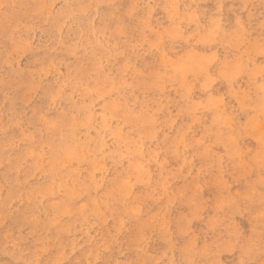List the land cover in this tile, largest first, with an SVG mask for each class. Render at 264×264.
I'll use <instances>...</instances> for the list:
<instances>
[{
    "label": "rangeland",
    "instance_id": "obj_1",
    "mask_svg": "<svg viewBox=\"0 0 264 264\" xmlns=\"http://www.w3.org/2000/svg\"><path fill=\"white\" fill-rule=\"evenodd\" d=\"M0 264H264V0H0Z\"/></svg>",
    "mask_w": 264,
    "mask_h": 264
},
{
    "label": "bare ground",
    "instance_id": "obj_2",
    "mask_svg": "<svg viewBox=\"0 0 264 264\" xmlns=\"http://www.w3.org/2000/svg\"><path fill=\"white\" fill-rule=\"evenodd\" d=\"M197 122V121H196ZM62 134V133H61ZM24 137V136H23ZM26 138V137H25ZM28 138V137H27ZM29 138H31V137H29ZM28 138V139H29ZM140 145V144H139ZM143 146V145H142ZM142 149V148H141ZM31 151V150H30ZM32 152H33V150H32ZM176 153V152H175ZM35 154V153H34ZM83 155L82 156H84V153H82ZM80 155V153H78V155L77 156H79ZM82 156H81V158H82ZM85 157V156H84ZM77 159V158H76ZM87 159V158H86ZM73 161V160H72ZM22 164V163H21ZM65 164V163H64ZM66 165V164H65ZM97 167V166H96ZM76 168V167H75Z\"/></svg>",
    "mask_w": 264,
    "mask_h": 264
}]
</instances>
